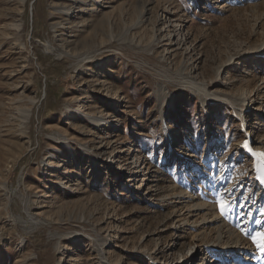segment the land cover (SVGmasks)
Returning <instances> with one entry per match:
<instances>
[{
  "label": "rangeland",
  "instance_id": "rangeland-1",
  "mask_svg": "<svg viewBox=\"0 0 264 264\" xmlns=\"http://www.w3.org/2000/svg\"><path fill=\"white\" fill-rule=\"evenodd\" d=\"M248 134L264 0H0V264H264Z\"/></svg>",
  "mask_w": 264,
  "mask_h": 264
},
{
  "label": "bare ground",
  "instance_id": "bare-ground-1",
  "mask_svg": "<svg viewBox=\"0 0 264 264\" xmlns=\"http://www.w3.org/2000/svg\"><path fill=\"white\" fill-rule=\"evenodd\" d=\"M81 1H83V0H80V2ZM59 10L64 11L67 15H72V13L74 12V8L72 6H67V5L60 6ZM138 18H139L138 21L135 23L136 25H140L142 23V19H141L142 18V13L138 16ZM135 39L136 38L133 37L132 41H134ZM184 82H185L186 85H189L193 90H197V91H199V93L203 92L202 89H204V87H203L204 85L202 83L197 82L193 77L184 80L183 83ZM160 89H164V88H162V86L160 85ZM203 93L205 94V92H203ZM235 111L238 112L239 115L243 118V114L241 112H239L237 109H235ZM93 120H95L96 122L99 123L103 119H94L93 118ZM167 133H168L169 139H171V133L168 132V131H167ZM250 141H251V138H250V135L248 134V140L243 142L242 144L251 153V155H252V157H253V159L255 161V169H256V172H257L258 180H259V182L261 184V187L264 188V150H261V149L259 150V149L253 148L251 146V144H250ZM181 148L182 147L178 148V152L177 153H179V154L182 153ZM172 154H173V152H172ZM205 205L206 204H204L203 202H198V203L194 204L193 206H195L196 208H202ZM215 220H217L216 223L218 224L217 225V228H218L217 238L220 240V243H221V246H222L223 250L224 249H226L224 251H228V249L233 250L238 245V242L241 241L240 235L238 233L236 234L230 227H228L224 223V220H221V219L219 220L217 216L215 217ZM225 226L228 227V230H227V232L229 234V236H228L229 240L228 241L225 240L226 239L225 236H224L225 232H222V229ZM104 243L105 242L103 241V243H99L98 246H97V251H98V254L100 256V260L101 261L104 260V258H105V256H104ZM106 259L107 258H105V260ZM202 261L204 262V264H210V262H209L210 260H207L206 257L202 258Z\"/></svg>",
  "mask_w": 264,
  "mask_h": 264
},
{
  "label": "snow or ice",
  "instance_id": "snow-or-ice-1",
  "mask_svg": "<svg viewBox=\"0 0 264 264\" xmlns=\"http://www.w3.org/2000/svg\"><path fill=\"white\" fill-rule=\"evenodd\" d=\"M227 207L228 206L224 201L220 202V211L222 215L227 210ZM254 240L256 241L257 246L260 247L262 251H264V232L258 233L257 236L254 237Z\"/></svg>",
  "mask_w": 264,
  "mask_h": 264
}]
</instances>
